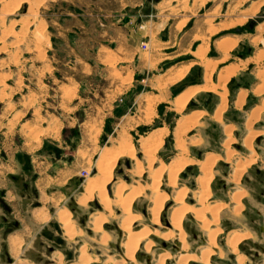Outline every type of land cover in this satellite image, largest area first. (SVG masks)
<instances>
[{
	"label": "rangeland",
	"instance_id": "rangeland-1",
	"mask_svg": "<svg viewBox=\"0 0 264 264\" xmlns=\"http://www.w3.org/2000/svg\"><path fill=\"white\" fill-rule=\"evenodd\" d=\"M168 6L170 11L162 6L150 11L141 6L137 14L123 10L114 13L118 0H0V165H12L11 169L17 170L0 181V199L9 188L17 195L15 201L3 202L20 212L9 215L0 208V236L5 237L0 241V264H157L162 258L163 264H177L180 254L199 253L209 246L210 234L215 248H211L208 264H239L234 261L236 256L244 258L241 264H263L264 140L257 143V137L253 141L255 161L245 169L249 157L244 158L247 154H243L245 142L242 143L249 135L244 131H263L261 124L250 129L233 127L225 135L228 141L219 146V131L208 123H224V117L221 121L218 116L234 107L238 84L255 83L258 86L253 93L264 94V0H168ZM135 14L140 27L148 22L160 26L151 43L145 42L144 34L134 36L139 29L126 28V19ZM184 17L191 20L183 32L195 25L200 37L194 40L178 34L176 41L167 44L170 48L165 49L168 30L177 33L174 23ZM249 23L253 25L248 26ZM181 28L179 24L177 31ZM234 40H239V44L227 50ZM194 60L204 71L211 72L210 85L222 83L226 71L233 72L226 84L223 112L219 95L224 92L217 91L199 92L186 110L178 113L190 91L174 103L172 99L187 87L202 83L205 86L200 81L198 65L184 66ZM165 64L183 69L174 76H165ZM183 72L186 73L181 81ZM233 78L237 85H231ZM155 80L164 89L173 81L180 82L171 87L166 102L154 97L157 91L150 84ZM125 86L129 90L122 95L119 92ZM139 96L143 98L140 107ZM251 104L245 100L246 107L239 112L247 115ZM215 106L218 108L214 119L208 113L215 111L211 110ZM192 111L205 115L189 117ZM228 114L237 116L231 108ZM142 117L147 124L140 123ZM133 121L137 122L136 127L132 126ZM177 123L179 129L175 131ZM158 128L164 130L154 132ZM165 129L169 133L164 134ZM156 142L161 145L152 149ZM128 145L134 147V160L128 154L117 158L112 179L105 188L110 197L109 208H102L96 195L79 205L77 201L88 181L99 177L97 163L101 156ZM148 148L150 154L146 152ZM258 148L261 154L256 151ZM209 151L225 158L216 162L217 157L207 154ZM176 158H183L188 164L177 175L174 187L168 183L167 170L162 175L158 190L167 199L160 221L154 224L149 212L155 198L150 188L153 175L162 166H171ZM148 159H153L151 166ZM204 164L212 165V179L210 195L201 201L199 181L204 177ZM41 167L43 173L39 174ZM138 170L142 173L138 174ZM226 173L229 176L225 190ZM238 175L240 180L236 182L233 178ZM47 176L54 183H49L46 194L54 199L39 201L37 189ZM212 188L217 189L219 196L212 194ZM248 188L252 196L245 192ZM137 189L141 193L129 208L137 216L131 228L133 232L148 230V234L131 261L124 254L122 222L126 212L113 195L119 191L122 198L128 199ZM179 191H185L183 205L204 210L203 220L187 213L181 222L186 252L181 250L176 234L165 240L161 236L170 229L169 215L176 207L173 200ZM239 193L243 195L238 205L232 198ZM34 209L46 210V222L25 242L18 240V250L12 256L6 237L19 234L15 222H27ZM213 209L217 210V218L209 211ZM257 210L263 215H258ZM67 213L73 229L70 238L60 225L62 214ZM97 214L105 220L98 234L90 230L95 227ZM3 217L7 223L1 221ZM233 232L250 235L235 251L225 245ZM165 254H169L166 260Z\"/></svg>",
	"mask_w": 264,
	"mask_h": 264
},
{
	"label": "bare ground",
	"instance_id": "bare-ground-1",
	"mask_svg": "<svg viewBox=\"0 0 264 264\" xmlns=\"http://www.w3.org/2000/svg\"><path fill=\"white\" fill-rule=\"evenodd\" d=\"M238 44H239V40H234L233 43H232V46H230V48L228 47L226 49L229 50V49L237 46ZM200 58L202 60V57H200ZM202 63H203V60H202ZM169 72H171V71L169 70L168 73ZM232 74H233L232 71H230V72L226 71L225 75L222 76V81H223L222 83L216 84V85H213V84L210 85L212 74H211V72L210 73L205 72V74L203 75L202 80L204 82V85H206V86H204L203 88L198 89V90L190 91L184 97L185 99L179 105L180 112H183L184 110H186L189 101L199 91L200 92H205L207 94H214L217 91L224 92L223 96H220V98H221V110L223 111L226 108V96H225V94L227 93L226 92V84H227V82L230 79V76ZM258 76H260V75H258ZM198 117H201V115H198ZM219 120H220V117H219ZM251 122H250V124H251ZM248 133H250V132H248ZM229 134H230V132H229ZM254 137H255V135H254ZM250 138H248L249 140L246 139L245 147L248 149V151L251 152L250 154H252V155L249 156L248 160L245 161V164L243 166L244 169L249 167L255 161L253 153H252L253 152V147H252V144H251L252 136H250ZM159 145H161V142L160 143L156 142L154 144V146L152 147V149H154L155 147H157ZM181 148H183V147L181 146ZM149 151H150V148L146 149L147 153H149ZM124 154L131 155L132 156L131 160L133 161L134 160V147L132 145L121 146L118 149V151L110 152L108 154H104L103 156H101V158L99 159V161L97 163V169H98L99 177L90 179L88 181L87 185L84 188L83 196L80 199H78V201H77L79 205L86 203V201L88 199H90L94 195H96L98 203L102 206V208H104V209H108L109 208L110 197L107 195V192H106L105 188H106V185L112 179V169L115 166L117 158L119 156H121V155H124ZM152 163H153V159H148V165L151 166ZM187 164H188V162H186L183 158H176L171 166H169L168 168H164L162 166L161 169L157 170L154 173V175H153L154 179H153V182H152V184L150 186L151 190L155 194V198L153 199L154 200V206L149 211L150 212V216L152 218V222L154 224H156V223H158L160 221V212H161L162 208L164 207L165 200L167 199L166 198L167 196L164 197L163 196L164 194H161L159 192V190H158L162 175L164 174L165 170H167L168 176H169L168 183H170L171 186H173L175 184L177 175L179 174V172H181L183 170L184 167H186ZM243 168H242V170H243ZM211 169H212V165L211 164L210 165L209 164H204L202 166V169H201L203 171V175H204V177L201 179V181H199V186H200V189H201V197H200L201 201H203L205 197L210 195L209 182L212 179ZM242 170H241V172H242ZM137 173L141 174L142 170H138ZM233 180L238 182L240 180V176L238 175L237 177H234ZM139 193H141V189L135 190L133 193L128 195L129 196L128 199L122 198L120 193H119V191L118 192L116 191V193L113 195L114 198H116V201L119 204V206L122 208V210L124 212H126V216H125L126 218L122 222V228H123L124 233H125V240H124L125 241V245H124L125 248L124 247L123 248H124V251H125V253H124L125 254V258L128 259V260H131V261L134 259L135 252L138 250L142 240H144V238L146 239L147 234H148V230L144 229V230H142L140 232H133L132 228H131V225L136 220L137 216L135 217L133 214L130 213V210H129L130 203H131V201L134 198H136L137 196L140 195ZM242 195H243V193L242 194H240V193L236 194L232 199L239 205L240 204V200L242 198ZM184 196H185V191H179L177 193V195L175 196V198L173 200V203H174V206L176 205V207L171 209L170 215H169L170 229H168L167 230L168 232L162 234L161 236H162V239L165 240V239H168V237L172 236L173 234H176V236H177V238L179 240V244L181 245L180 246L181 250L183 252H186L187 245H186V242H185V233H184V231L182 229L181 222L183 221V219H184V217L186 216L187 213L188 214L192 213L194 215L193 217H195L196 219L203 220V217H201V216H203L202 214H203L204 210L203 211L202 210H193L192 207H186L185 205H183L184 204V202H183ZM203 196H205V197H203ZM206 205H207V203H206ZM218 208H220V207H218ZM205 210H206V208H205ZM209 211L212 213L211 215L214 216V218H217L218 215H217V210L216 209L209 210ZM94 222H95L94 224H95L96 228L94 227L93 229H90V230H91V232H94V233L98 234V233L101 232V230H102L101 225L105 222V220H104V218L102 216L97 214L96 217H94ZM60 225H61V228H64V230L67 231L68 234H66V235H68L69 238L72 237V233L71 232L73 231V229H72L69 213H67V215L66 214H64V215L62 214V220L60 222ZM201 227H203V226H201ZM206 227H208V224H206ZM158 235H160V234H158ZM212 235L213 234H210L209 237H208V239L209 238L211 239L209 241V246H207L206 248L201 249L199 256H197L196 254H187V253L180 254L177 257V262L176 263L177 264H188L191 261H193V263H194V261H200L203 264H208L209 257L211 255V253L213 252L212 249L214 248V245H215L214 244V238L212 237ZM245 237H247V235H244V234L241 235V234L235 233V232L231 233L229 239L226 242L227 248L235 251L237 245ZM15 240L16 239H14V241H12V245L17 246L18 244L16 245ZM9 242L11 243V241H9ZM146 247H148V246H146ZM13 248H15V247H13ZM16 249L18 250V248H16ZM168 256H169V254H165V260H166V258ZM81 258H83V256H81ZM163 260H164V258L159 259V262L157 264H163ZM243 261H244L243 257H237V262L239 264H241ZM60 264H62V263H60ZM133 264H136V263L133 262Z\"/></svg>",
	"mask_w": 264,
	"mask_h": 264
},
{
	"label": "crops",
	"instance_id": "crops-1",
	"mask_svg": "<svg viewBox=\"0 0 264 264\" xmlns=\"http://www.w3.org/2000/svg\"><path fill=\"white\" fill-rule=\"evenodd\" d=\"M165 1V4L163 3ZM141 6H146V7H148V9H149V11L151 10V8L152 9H157L158 7H164L165 8V11H170V9H171V7H169L168 6V0H155V1H153V0H136V2H133V0H131L130 2H128V1H126V0H118V9H116V10H114V13H117L119 10L120 11H128V12H135V13H137V12H139V7H141ZM149 11H148V13H149ZM138 14V13H137ZM145 15H148V14H145ZM136 20L138 21L139 20V18H138V16H136V14L135 15H133V16H129V18L128 19H126V21H125V26H126V28L129 30V31H134L136 28H137V30L139 29H143V32L141 33V32H139V30L137 31V32H134L135 34H134V36H137V35H139V34H144V36L146 37L144 40H145V42H152V36L154 37V35L158 32V27H160L159 25H157V24H154V23H150V22H148V24L147 25H143L142 27H140V24L139 23H137L136 22ZM189 20H191V17H184L182 20H180V21H178V22H175L174 23V29H176V32L177 33H175V30L174 31H172L171 32V30L169 29L168 30V32H167V39L165 40V49H169L170 48V46H167V44H169L170 42H172V41H176V36L178 35V34H182V35H188V36H190L191 37V39H194V40H196L195 38L197 37V38H199L200 37V33H198V30H199V27L198 26H195V25H193V27L192 28H190L189 30H187V31H184L183 32V30H184V28H185V26H187V24H188V21ZM133 23V25H131ZM179 24H181L182 25V28L179 30V31H177L178 29H177V26L179 25ZM119 26V25H118ZM129 26V27H128ZM190 30H192V32L190 31ZM192 33V34H191ZM131 35H133V33L131 34ZM198 41V40H197ZM165 55H166V53H165ZM191 64H192V66L193 65H198L197 67H200L199 69L201 70V76H200V81H201V79L203 78L202 76H203V74H205V72L206 71H204L202 68H204L203 66H201L200 64H199V62L198 61H192V63H190V65H184L185 67H190L191 66ZM162 69L164 70V74H165V76L166 75H172V76H174V75H176L177 74V71H179V70H182L183 68L182 67H177V68H175V67H173V66H170V65H162ZM168 70H171V72L170 73H168V72H166V71H168ZM184 73V72H183ZM182 73V74H183ZM186 73V72H185ZM185 73H184V75L181 77V81L184 79V76H185ZM156 77H158V76H151V78H156ZM240 81V80H239ZM242 81V80H241ZM160 81H158V80H155L154 82L152 81L151 82V87L153 88V89H156V91H157V93L156 94H154V97L155 98H159L160 100H162V101H168L169 100V95H168V93L170 92V90H171V87H173L174 85H176L178 82H180L179 80L178 81H173V83L172 84H167L166 86H165V89L164 88H160V83H159ZM202 82V81H201ZM230 82H231V85H237L238 83L236 82L235 83V79L233 78V79H231L230 80ZM228 83V82H227ZM255 83H252V84H250V85H247V84H245L244 86H242L241 84H238L237 86H238V88L240 89L238 92V94H236V98H235V102H234V107L232 106V107H229V109L231 108L232 110H234V112L236 113V115L237 116H235V115H230L229 116V114H228V110H227V112L224 114V116H222L221 117V115L220 116H218V119H219V117H220V119H221V121L223 120V117H224V123H222V124H220L219 123V121H217V120H215L216 122V124L215 123H211V122H209L208 123V125H210V124H212V126L215 128V129H217L218 131H219V138L217 139V143H219V146H222V144L224 145L227 141H225V135H227L228 134V132H231V130L232 129H234L233 127H235V128H239V129H243L244 127H245V129L247 128V129H249V128H251L253 125H255L256 124V126H258V125H260V128H262V130L263 131H253V132H250V133H248L249 131L247 130H245L244 132H246V134H249L248 135V137H246L244 140H243V144H244V142H245V140L247 139V138H249L250 136H252V141H251V144H252V147H253V141L256 139L257 140V143L260 141H263L264 140V110H261V108L264 106V97H262L264 94H254L253 93V90H255L256 91V88H257V86L256 85H254ZM125 85H127V83H125ZM203 86V83L202 84H200V85H197V86H192V87H187L185 90H183L181 93H179L174 99H172V102L174 103L177 99H179L182 95H184L185 93H187V92H189V91H192V90H198V89H201V88H203L202 87ZM206 86V85H205ZM176 87V86H175ZM201 87V88H200ZM198 88V89H197ZM127 90H129L126 86L125 87H123L122 89H121V91L119 92L120 94H122V95H125V94H127ZM200 92V91H199ZM199 92L197 93V94H199ZM249 93V94H248ZM219 96H221V95H219ZM141 99H143L141 96H139V97H137V104H138V107H140V100ZM240 99L242 100V101H240ZM245 100H246V102L247 103H249V101L250 102H252V104L250 105V112L247 114V115H242L240 112H239V110H241L244 106H245ZM239 102H241V104H239ZM230 106V105H229ZM246 106H247V104H246ZM245 106V107H246ZM252 107V108H251ZM216 108V106L214 107V108H212L211 110H215V111H212V112H209L208 114L210 115V116H212V117H214V119H215V114H216V111H217V108ZM175 111H176V109L175 108H173ZM225 110V109H224ZM223 110V111H224ZM222 111V112H223ZM178 113H182V112H178ZM200 113V114H199ZM252 113V114H251ZM195 114H199V115H201V117L202 116H204L205 115V113H201L200 111H192V113L189 115V117H192L193 115H195ZM251 115V116H250ZM256 116V117H255ZM201 117H199V118H201ZM198 118V119H199ZM144 119V117H142V120L140 121V123H146L147 124V122L145 121V120H143ZM152 119L150 118V121H151ZM149 121V122H150ZM181 121H183L182 119H180V122ZM252 121V122H251ZM179 122V123H180ZM250 122H251V124H250ZM179 123H177V125H176V128H175V131H176V129H179V127H178V124ZM231 124V125H230ZM263 124V125H262ZM136 125H137V122L135 121H133L132 122V126H134V127H136ZM252 125V126H251ZM256 127H254L253 128V130L255 129ZM164 130V128H158V129H156L154 132H157V131H163ZM204 132H205V134L207 133V131H205L204 130ZM164 134L166 133H169V130L168 129H165V132H163ZM236 136H239L237 133L235 134ZM254 135H255V137H254ZM215 137V136H214ZM254 137V138H253ZM207 138H208V144L210 143V139H209V135H207ZM211 138H213V137H211ZM231 138V137H230ZM214 139V138H213ZM216 143V142H215ZM210 145V144H209ZM243 146V145H242ZM260 146V145H259ZM244 148H245V151H243L244 153L243 154H247V156L246 157H244L245 159L247 158V157H249V156H251L252 154H250L251 152L250 151H248V149L245 147V145H244ZM254 148V147H253ZM242 149V148H241ZM240 149V150H241ZM256 151H258V153H260L261 154V152H259L260 150H259V148H258V150H256ZM210 153H207V154H213V156H215V157H217V159H216V162H218V161H220V160H223L224 158H225V156L223 157H218L219 155L218 154H215L214 152H212V151H209ZM5 159H6V157H4ZM223 158V159H222ZM255 158V157H254ZM4 159V160H5ZM220 159V160H219ZM218 160V161H217ZM34 161H32L31 163H33ZM42 163V162H41ZM220 163H222V162H220ZM220 163H218V165L220 164ZM220 165H222V164H220ZM261 165H262V163H261ZM2 166H4V165H0V168L2 169V173H3V175H2V177H0V181H3L4 182V179L6 178V176H8L9 174H13V173H17V170H15L14 168L13 169H11L12 168V165L11 166H7L6 168H4V167H2ZM42 167L41 168H39V174H41V173H43V171H42ZM228 176H229V174H225L224 175V182H225V186H223V188H225V190H226V187L228 186V184H227V182H226V178H228ZM67 180H69V177H67L66 178V180H65V182L67 181ZM51 182V183H50ZM64 182V183H65ZM49 183H50V185H52L53 183H54V180L51 178V176H47V178L42 182V183H39L40 185H39V187H38V194H37V198L39 199V201H42L43 199H45V198H47L46 199V201L48 202V200H52V199H54L53 197L51 198V197H48L47 196V194H46V190L48 189V185H49ZM213 185V184H212ZM212 194L213 195H215V196H219V194H218V192H217V189H215V188H212ZM245 192H247L248 193V195L249 196H252V191L248 188ZM3 197L0 199V208H1V210H3V211H5V212H7V213H9V215H13V214H16V213H20L19 211H16V210H12V208H11V206H10V208L8 207L9 206V204H8V206L3 202V200H5L6 201V199H8L7 201H10V202H12V201H15V198H16V196L17 195H14L12 192H11V190L9 189V188H7V189H5V192L3 193ZM222 196H226L225 194H222ZM227 204H229V202H227ZM46 209V208H45ZM41 210V209H39V210H36V209H34V210H32L31 212H30V216H29V220L26 222H15V224H17V226H18V228L15 230V231H18L19 232V234H17V235H15V236H10V235H8L7 237H6V242H7V248H8V251H9V253H10V255L12 254V256L13 255H15L14 254V252H16L15 250V248H13L12 246V241H14V239H16L15 240V242L17 243L18 242V240L21 242V241H26V238L27 237H30V235H31V233H35V234H37V232H34L35 230H37V229H41V227H39V225L40 224H44L46 221L44 220V218H45V216H46V210ZM257 212H258V215H263L262 214V212H261V210L259 211V210H257ZM43 218V219H42ZM194 219H196L195 217H194ZM1 221L4 223H7L8 222V219L7 218H5V217H3V218H1ZM262 230V232L264 233V229H261ZM1 233H3V232H1ZM0 235H2V234H0ZM32 237V236H31ZM2 238H4L5 239V237H3L2 236ZM1 236H0V241H1ZM3 241V240H2ZM9 241H11V243L9 242ZM240 244V243H239ZM238 244V245H239ZM11 245V246H10ZM14 247H17V246H14ZM215 248V247H214ZM229 249V248H228ZM230 250V249H229ZM262 252L264 253V249H262ZM197 256H199V254L200 253H195ZM238 257V256H237ZM168 258V257H167ZM234 261H235V259H234ZM199 261H194V263L193 264H201V263H198ZM236 263V262H235ZM238 263V262H237ZM263 264H264V261H263Z\"/></svg>",
	"mask_w": 264,
	"mask_h": 264
},
{
	"label": "flooded vegetation",
	"instance_id": "flooded-vegetation-1",
	"mask_svg": "<svg viewBox=\"0 0 264 264\" xmlns=\"http://www.w3.org/2000/svg\"><path fill=\"white\" fill-rule=\"evenodd\" d=\"M248 236H250V235H248ZM248 236H247V237H248ZM245 238H246V237H245ZM245 238H244V239H245ZM244 239H243V240H244ZM243 240H242V241H243ZM242 241H241V242H242ZM241 242H240V243H241ZM225 245H226V243H225ZM226 247H227V246H226ZM200 251H201V250H200ZM200 251H199V253H200ZM188 254H195V253H188ZM166 259H168V258H166ZM191 262L193 263V261H191ZM191 262H189V263H191ZM235 262H237V256H236V258H235ZM198 263H201V262L199 261ZM201 264H203V263H201Z\"/></svg>",
	"mask_w": 264,
	"mask_h": 264
},
{
	"label": "trees",
	"instance_id": "trees-1",
	"mask_svg": "<svg viewBox=\"0 0 264 264\" xmlns=\"http://www.w3.org/2000/svg\"><path fill=\"white\" fill-rule=\"evenodd\" d=\"M250 25H253V24L249 23L248 26H250ZM3 251L5 252V246H3Z\"/></svg>",
	"mask_w": 264,
	"mask_h": 264
}]
</instances>
